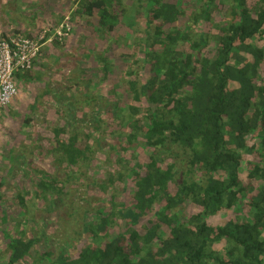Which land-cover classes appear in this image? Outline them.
I'll return each mask as SVG.
<instances>
[{"label": "trees", "instance_id": "trees-1", "mask_svg": "<svg viewBox=\"0 0 264 264\" xmlns=\"http://www.w3.org/2000/svg\"><path fill=\"white\" fill-rule=\"evenodd\" d=\"M67 16L88 33L76 53L54 38L15 78L19 91L42 81L57 51V72L77 74L55 94L66 122L16 141L7 171L32 167L22 216L28 202L56 206L62 242L45 244L35 217L29 235L1 209L0 264H264V0H73L59 22ZM116 56L121 97L109 85ZM20 149L55 172L19 163ZM102 156L104 176H88Z\"/></svg>", "mask_w": 264, "mask_h": 264}, {"label": "rangeland", "instance_id": "rangeland-1", "mask_svg": "<svg viewBox=\"0 0 264 264\" xmlns=\"http://www.w3.org/2000/svg\"><path fill=\"white\" fill-rule=\"evenodd\" d=\"M72 3L73 0H0V27H4L6 29L7 35L19 32L18 30L22 31L26 28L29 30H37V33H35L37 37L42 36L45 32H47L46 37H48V35L51 37L54 28L60 26L63 23L59 22L60 12L62 15V12L67 11ZM68 17L69 16L66 18ZM222 20V17L218 14L214 16V21L216 23H220ZM200 30H202V28H200ZM0 35L2 34L0 33ZM80 36H88L86 30L82 27H78L76 30L71 32L70 37L67 39L68 50L66 54L68 56H72L76 53L71 49V47L76 44V40L77 42L80 40L82 41ZM47 44L49 43H45L43 48ZM89 45L96 50L94 43L91 42ZM56 55H58V52L53 51L52 54L47 57L48 66H53L51 68L53 69L52 72L46 71L42 81L38 80L39 82L36 84L30 82L20 88L21 92L17 98V101L12 103V105L7 110V114L2 117L3 122L1 123V126L4 128V134H2L3 137L0 139V198H2V201L0 202V221L3 214L1 209H4L6 210L7 214H9L11 220L14 222L15 220L23 222L20 228H24L28 231V234L31 235V233L34 234L33 230H35L34 222H31V217H35L38 226L39 237L41 238L45 236L44 238L46 240L44 243L47 245H58L62 242L60 237L62 232L58 231V217L61 214L60 211L56 208V206H51L49 208L51 211H47L43 200H39L35 202L34 206L31 204V202H28L29 214L26 217L22 216L21 209L19 207L20 203L17 196L18 194L25 196V189H30L29 178L26 177V175H32L33 169L32 167L28 168L30 165H20L18 168H16L14 173L8 174L7 171L11 166L10 155L11 150L15 148L16 141L19 139L23 140V145L25 146L29 145L31 142L35 143L38 140H42L43 138H48L50 136V134H48V129L55 127L54 122H66L65 116L59 113L61 106L59 105V100H57L55 94H61L62 90L66 89L68 86L75 88L73 83H76L75 81H77L75 80V78H77V74L71 75L69 72H65V75H60L54 66L56 64ZM119 58L120 57L118 56H116V58L114 57L116 62V71L114 81L109 82V85L114 87L112 89L113 91L115 90L114 93L121 97V88L115 86L120 82V80H122L121 78H123L120 77L123 63ZM62 64H64V62H62L60 65ZM97 64L98 63H95L93 60H90V64L89 62L86 64L87 66L85 68H87L86 70L88 72H92V76H94L93 73H96L93 70L98 66ZM96 74L100 76L99 73ZM49 79L52 80L51 83L53 86L51 87L50 93H45V82L50 81ZM69 79H71V81L68 82ZM59 84H64V88H58L57 85ZM54 87L55 90L53 91ZM98 89L104 93L103 91L106 90V85L102 86V88L98 87ZM38 96H40V99L36 98ZM62 96L64 97L65 95ZM67 98L68 96H66V99ZM27 120L29 125L26 126L25 129L24 124ZM13 155L18 158L19 163L24 162V160L27 158L28 163L30 160H33L34 163H37L39 166L43 164L42 168L47 169L50 172H55L54 169H51V163L49 159H45L44 162H41L39 157H31L30 159L26 153H23L21 149L16 151ZM141 160L145 162L146 155H143ZM104 162V156L96 160L92 169L94 166L95 168L88 173V176L93 173H97L99 168L100 173L98 177H103L104 171L107 169V166ZM87 178L89 179V177ZM84 185L85 183L80 185L81 188L77 192L78 197H81V200H89L88 196L86 195V189ZM68 186H70L72 188V192L75 193L73 188L77 186L75 185V182H69ZM31 197L32 196H27L29 200H31ZM184 211L187 214L192 212L188 207L184 209ZM223 218L226 219L227 217H218L213 221L218 223L217 221L222 220ZM55 227L56 229L53 231L52 229ZM62 231L67 233L72 232L64 230ZM1 239L2 238H0V255L4 256L5 244L4 241H1ZM63 248H67V246H64Z\"/></svg>", "mask_w": 264, "mask_h": 264}, {"label": "built area", "instance_id": "built-area-1", "mask_svg": "<svg viewBox=\"0 0 264 264\" xmlns=\"http://www.w3.org/2000/svg\"><path fill=\"white\" fill-rule=\"evenodd\" d=\"M71 32L72 26L68 17L60 26L54 28L49 39L46 37L47 32L37 38H28L22 34L0 37V125L3 113L20 94L16 74L28 72L33 68L45 43L54 38L67 39Z\"/></svg>", "mask_w": 264, "mask_h": 264}, {"label": "crops", "instance_id": "crops-1", "mask_svg": "<svg viewBox=\"0 0 264 264\" xmlns=\"http://www.w3.org/2000/svg\"><path fill=\"white\" fill-rule=\"evenodd\" d=\"M1 29H0V33L2 34V35H4V36H7V34H6V29L4 28V27H0ZM18 31H20V30H18ZM8 33V32H7ZM22 33L23 34H25V35H30V34H32V35H35V33H37V30H29V29H24V30H22ZM6 34V35H5ZM2 35H0V37H2ZM21 92V91H20ZM17 101V99L15 100V102ZM6 112V113H5ZM4 112V116L7 114V110Z\"/></svg>", "mask_w": 264, "mask_h": 264}]
</instances>
